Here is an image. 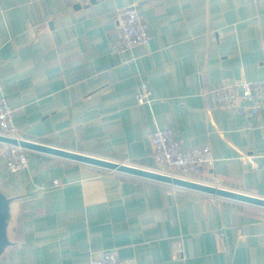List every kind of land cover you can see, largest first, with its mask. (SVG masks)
Returning a JSON list of instances; mask_svg holds the SVG:
<instances>
[{
    "label": "crops",
    "instance_id": "0c3cea01",
    "mask_svg": "<svg viewBox=\"0 0 264 264\" xmlns=\"http://www.w3.org/2000/svg\"><path fill=\"white\" fill-rule=\"evenodd\" d=\"M129 4L150 39L119 53ZM241 81H264V0H0V93L19 138L171 174L151 137L172 128L215 157L186 178L264 198V108L214 103ZM6 145L15 244L0 264H90L103 249L137 264H264L262 206L34 150L11 173Z\"/></svg>",
    "mask_w": 264,
    "mask_h": 264
},
{
    "label": "built area",
    "instance_id": "2783aa9c",
    "mask_svg": "<svg viewBox=\"0 0 264 264\" xmlns=\"http://www.w3.org/2000/svg\"><path fill=\"white\" fill-rule=\"evenodd\" d=\"M121 28L119 37L112 43V48L125 53L130 49L146 44L149 39V23L144 19L141 10L135 4H129L119 10ZM241 93L237 92L236 85L218 87L214 92V103L221 108L236 109L239 113L257 116L264 108V81L255 83L241 81L239 83ZM138 94V102L145 104L151 101V91L142 83ZM241 98L246 105L241 106L238 99ZM14 108L7 96L0 93V133L17 137L14 124ZM153 157L157 163L165 165L173 175L187 177L202 168L210 167L215 162L212 148L209 145H200L184 148L176 137L172 128L157 127L151 137ZM7 169L16 173L28 165L27 150L12 144H7L3 150ZM55 186H59L58 180H53ZM90 264H137L133 261L121 259L111 249L98 251L91 257Z\"/></svg>",
    "mask_w": 264,
    "mask_h": 264
},
{
    "label": "water",
    "instance_id": "95a60500",
    "mask_svg": "<svg viewBox=\"0 0 264 264\" xmlns=\"http://www.w3.org/2000/svg\"><path fill=\"white\" fill-rule=\"evenodd\" d=\"M0 142L20 146L26 150H34L52 154L78 162L95 165L111 171H117L132 176L183 187L216 197L232 199L240 202L250 203L264 207V198L253 196L247 193L227 189L218 185L207 184L191 180L185 177L147 169L124 162L112 161L84 153L61 149L48 144L26 140L23 138L10 137L0 133ZM13 197L8 196L0 189V258L7 250L15 244L9 234V226L12 220L11 203Z\"/></svg>",
    "mask_w": 264,
    "mask_h": 264
}]
</instances>
